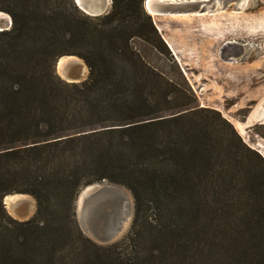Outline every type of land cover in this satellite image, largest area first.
<instances>
[{"label":"trees","instance_id":"trees-1","mask_svg":"<svg viewBox=\"0 0 264 264\" xmlns=\"http://www.w3.org/2000/svg\"><path fill=\"white\" fill-rule=\"evenodd\" d=\"M20 1V14L0 6L14 18L0 31V264H264V166L251 155L264 162L219 112L174 108L176 82L131 44L164 55L145 0H113L95 18L74 0ZM59 56L84 60L88 79L62 80ZM104 181L132 193L131 230L102 247L76 225L72 246L51 224L59 197L69 211ZM14 194L36 199L33 219L8 213Z\"/></svg>","mask_w":264,"mask_h":264},{"label":"rangeland","instance_id":"rangeland-1","mask_svg":"<svg viewBox=\"0 0 264 264\" xmlns=\"http://www.w3.org/2000/svg\"><path fill=\"white\" fill-rule=\"evenodd\" d=\"M242 2L243 0H214L209 3L211 12L207 11L208 13L161 17L150 15L144 4L145 11L151 16L161 37L160 40L153 35V44L160 47L164 55L156 52L154 46L141 38H132L131 44L142 51L154 68L176 82L181 91L174 95L175 103L179 104L174 107L177 111L204 108L219 112L233 125L245 145L257 153L264 162V0ZM0 6L11 8L14 13L20 14L22 11L20 0H0ZM112 7L113 0L108 12ZM78 9L82 11L79 7ZM0 12L8 15V19L0 20V31H10L14 24L13 15L4 10ZM142 20H146V17ZM166 46L169 54L166 52ZM67 47H69L67 43L58 44L55 48L57 54ZM61 57H57L56 65ZM87 69L86 75L78 83L88 79L89 68ZM55 71L57 73L56 67ZM251 156L254 157L256 164L264 166L254 155ZM120 186L130 192L127 187ZM81 193L77 198L71 199L69 211L64 204V198L59 197L55 221L51 224L58 230L72 233L73 236L69 239L72 246L79 242L80 234L77 227L87 239L98 246L111 247L121 243L131 230L134 220L135 201L132 193L130 192L133 207L129 225L120 237L111 240L106 239L115 237L119 231L123 208L112 205L96 212L92 216L95 236H91L82 226V216L79 213ZM28 196L35 201L33 211L26 213L28 208L23 204L18 208L26 216L17 217L7 209L8 213L20 222L33 219L37 213L36 199ZM166 223H162L159 229L163 230L165 227L167 231ZM142 228L149 227L143 225ZM48 238L53 240V236ZM237 259L238 257H228L227 261L229 264H236ZM37 264H48L47 259L42 258Z\"/></svg>","mask_w":264,"mask_h":264},{"label":"bare ground","instance_id":"bare-ground-1","mask_svg":"<svg viewBox=\"0 0 264 264\" xmlns=\"http://www.w3.org/2000/svg\"><path fill=\"white\" fill-rule=\"evenodd\" d=\"M78 1L83 6V9L87 12V14L92 15V16L98 14V8H100L103 5V3L105 6L110 5V0H95V2L91 5L86 3V0H78ZM157 1H160V2L168 1L171 5L175 6V8H181L183 7L182 5L186 2L202 1V3L209 4L210 2L214 0H149L148 8L150 12L149 11L148 12L153 16L161 17V16H167V15H182V14H157L158 10L156 9V5H155ZM246 1L244 2L243 0L244 3H246ZM202 12L203 11L200 10V11L189 13V14H201ZM208 12H211V11L208 10ZM5 19H8V15L6 16V14H3L0 12V20H5ZM228 45H230V43H228ZM59 62H60L61 72L63 73L62 74L63 77L65 76L67 77V75L63 72V68L64 67L66 68L67 66H74L73 71H78L80 78L84 77L87 73V70H88L87 65L85 64L83 60H81L80 58L76 56H64L59 60ZM107 183L110 184L109 182ZM98 184L99 186H102L103 182L96 183V184L90 185L87 188H85L84 189L85 191L83 192L79 200V213L82 216L81 217L82 226H84L86 232L89 235L95 236L94 235L95 230L92 228L93 227L92 226V223H93L92 216L96 214V212L98 213L99 211H102L108 206H112V205L116 207L120 206L123 208V210L121 211L122 218H121L120 226L118 225L119 231L115 234V237L111 238V239H117L118 237L121 236V234L125 231V229L129 225V221L132 216L133 205H132L131 194L129 191L125 189H119L116 187H107L106 190L109 189L108 192L104 190L98 195V197L92 200H89L88 202L84 201V199L86 198L88 194H91L93 193L94 190L96 191L100 188ZM7 202L9 204L8 209L11 211L12 215H15L17 217L26 216V215H23L24 213L20 212V210L18 209L21 204H23L25 208L26 207L28 208L26 213L33 211L34 206H35L34 199L28 195H23V194L10 195L7 198Z\"/></svg>","mask_w":264,"mask_h":264},{"label":"water","instance_id":"water-1","mask_svg":"<svg viewBox=\"0 0 264 264\" xmlns=\"http://www.w3.org/2000/svg\"><path fill=\"white\" fill-rule=\"evenodd\" d=\"M74 1L77 4V6L84 13L87 14V12L83 9V6L79 3V1L78 0H74ZM148 1L149 0H145V3H144L145 4V8H146L147 11H149ZM94 2H95V0H86V3H88L90 5L93 4ZM110 3H111V0H110ZM155 5H156V9L158 10L157 14H187V13L197 12V11H200V10L203 11L202 13H204V12H207L209 10V6H210V4L202 3V1H199V2H196V1L195 2H186V3H184L182 5L183 7H181V8H175V6L171 5L168 1L167 2L157 1L155 3ZM109 6L110 5H106L105 6L104 3H103V5L100 8H98V14H96L94 16L89 15V14H87V15L92 16V17H101L103 15H106L107 13H109L108 12ZM73 69H74V66H67L66 68L64 67L63 68V72L67 75V77L66 76L63 77L62 76L63 73L61 72V68H60V62L58 61L57 65H56V70H57V73H58V75L60 77H62L64 80H66L69 83H78L79 81H81L83 79V77L80 78L79 72L78 71H73ZM106 183H107V181H104L102 186H99V184H98V186L100 188L98 190H96V191L94 190L93 193L88 194L86 196V198L84 199V201L88 202L89 200H92V199L98 197V195L101 192H103L104 190H106L107 187H116V188H119V189L127 190L126 188H124V187H122L120 185H116V184H112V183H110V184L107 183L108 184L107 185ZM108 190L109 189H107L106 191L108 192ZM84 191L85 190L82 191V193H81V195L79 197V200H80V198H81V196H82ZM7 198H8V196L5 197L4 204H5L6 208L8 209L9 208V204L7 202ZM18 205H20V204H18ZM110 239L111 238H108L106 240H110Z\"/></svg>","mask_w":264,"mask_h":264}]
</instances>
